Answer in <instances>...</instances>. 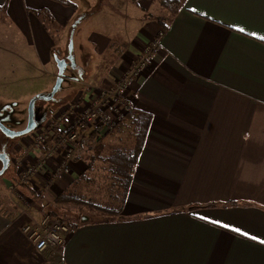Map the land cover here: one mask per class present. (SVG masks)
<instances>
[{"label": "crops", "instance_id": "crops-1", "mask_svg": "<svg viewBox=\"0 0 264 264\" xmlns=\"http://www.w3.org/2000/svg\"><path fill=\"white\" fill-rule=\"evenodd\" d=\"M68 1L0 0V52L22 60L24 79L33 81L34 68L51 66L53 51L63 52L67 20L60 13L95 0ZM105 1L110 8L130 4L139 26L115 51L108 35L84 33L99 60L94 68L83 45L73 43L79 60L73 57L77 77L68 80L75 93L66 103L86 85H112L162 31L152 60L129 87L134 112L151 121L128 191L118 214H81L63 246L42 253L22 231L36 215L14 208L11 195L0 208V264H264V0ZM96 11H74L72 18L82 14L79 24ZM98 140L83 141L69 175L47 182L42 171L33 184L18 185L17 172L0 190L13 185L15 195L34 194L32 207L47 212L51 197L83 173L85 151ZM33 150L23 146L19 160H32Z\"/></svg>", "mask_w": 264, "mask_h": 264}, {"label": "rangeland", "instance_id": "rangeland-1", "mask_svg": "<svg viewBox=\"0 0 264 264\" xmlns=\"http://www.w3.org/2000/svg\"><path fill=\"white\" fill-rule=\"evenodd\" d=\"M77 6V11L72 8L70 9L72 11L67 10L61 12L60 18L67 20V36L69 38L71 37L72 45L73 43L75 44V49H78L80 43L83 45V50L88 55L86 61L92 64L93 68L98 65L99 60L96 59L95 55H91L90 52L92 50L88 47L89 44L86 40H84V33L93 30L99 34L108 35L113 39L111 50L115 51L122 44V41L124 40L125 42L127 38L130 37L133 30L139 26L138 22L129 17L130 4H126L125 6L114 3L110 8L105 0L102 1L101 5L100 0H95L92 4H78ZM175 7V4H171L168 5L167 9L172 12ZM86 9H88V11L98 9V11L94 12L93 15H89L86 19L77 24L75 28V20L80 17V14H76L77 16L72 18L73 12L79 13ZM69 17L71 19L70 22H68ZM113 47L116 48L113 50ZM61 49L63 50L62 53L53 51L55 56H53V63L51 66H44L42 64L36 69L34 68V73L32 72L28 76L29 78L34 77L31 79L33 81L24 79L26 68L22 60L16 56L10 57V55L0 52V122L6 129L11 131L22 130L27 122L30 101L37 95L45 97L49 95L54 87L57 75L55 57L67 58L69 52L68 41ZM72 50V57L75 56V60L78 61L79 55ZM139 54H141V52ZM18 63L20 65L16 67ZM73 73L72 65L67 64L63 73L64 79L58 91L55 93V96L51 100L35 99L34 119L37 128L42 127L46 123L55 109L64 105L73 97L75 93V90L73 91L75 84L72 85V81L69 82L68 80L71 78V75L77 77V75ZM52 74H54V76H52ZM85 78L90 81L94 80L93 77L88 74ZM68 86L72 88H68L67 90L66 88ZM70 91L72 93H69ZM125 120L119 123L115 128V130H117V128L123 127L121 131H112L107 134L108 136L105 135L98 140L97 144L85 151L87 152L84 154V157H86L85 161L87 162L85 165L86 168L80 176L75 178L71 187L64 192L67 197L66 201H57L54 199V196L51 197V202H49L47 208H55L57 211L56 215L67 223L76 221L81 214H86L94 219H107L115 216L118 212L117 209L119 208L122 189L116 183L113 172L110 169L109 159L117 152H127L133 145V125L130 121H128V124H123ZM28 139H31V132L11 138L0 131V152L7 148L6 151L11 156L9 166L4 173L0 175V182H3L6 177H14L17 172L21 173L26 164L33 160V158L30 160L31 158L27 156L23 161H20L19 159L22 157L17 155L19 154V150L23 149V146H32V142L29 143L30 145H26ZM15 162H17V164H15ZM16 166H19L18 171L16 170ZM18 185H23V182L19 179ZM11 190L13 189L8 185L6 187L2 186L0 190V208L8 207L4 204H7L9 197L13 195L16 197V200L11 199L15 204L13 205L14 208H25L31 213L33 212V214L36 215V217H31L33 220H39L44 215V212H37L42 210L32 207V204H34L32 201L35 199L34 197H28L25 192H20L29 199V202L25 203L20 201L17 195L12 193ZM2 193L7 194V196H3ZM49 196L50 194H47V199L50 198ZM49 252L47 255L50 256L51 254Z\"/></svg>", "mask_w": 264, "mask_h": 264}, {"label": "built area", "instance_id": "built-area-1", "mask_svg": "<svg viewBox=\"0 0 264 264\" xmlns=\"http://www.w3.org/2000/svg\"><path fill=\"white\" fill-rule=\"evenodd\" d=\"M162 31L148 40L126 72L110 86L86 85L88 93L80 92L70 102L58 107L46 123L31 131L33 160L18 173L23 183H34V177L44 171L47 182L71 173V166L84 140L111 133L134 110L130 83L140 76L152 60L160 43ZM31 163V164H30ZM47 182L45 184H47ZM13 190L15 187L10 186ZM22 202L29 199L21 193ZM31 217L22 231L37 253L54 251L63 246L70 226L61 217L45 212L39 220Z\"/></svg>", "mask_w": 264, "mask_h": 264}, {"label": "trees", "instance_id": "trees-1", "mask_svg": "<svg viewBox=\"0 0 264 264\" xmlns=\"http://www.w3.org/2000/svg\"><path fill=\"white\" fill-rule=\"evenodd\" d=\"M56 1L61 2L63 4L70 3L68 0H56ZM70 5H73V4H70ZM127 116H129L128 119L133 125V129H134L133 145L127 152L125 151L117 152L115 153V155L111 156L109 159L110 169L113 172L116 183L122 189L121 197L123 199L125 197V194L128 191L129 184L132 179V174H131L132 169L135 166L138 156L140 154V151L143 147L144 139L147 134L150 121H151V116L149 114H144L142 112H134V110L131 113H129ZM88 138L90 139L93 137L90 136ZM32 197L35 198L34 194H32ZM66 199L67 197L65 194H62L56 197L57 201H61V200L66 201ZM47 212H49L51 215H56L57 213L55 208H49ZM67 224H69V226L72 225V223H69V222Z\"/></svg>", "mask_w": 264, "mask_h": 264}, {"label": "water", "instance_id": "water-1", "mask_svg": "<svg viewBox=\"0 0 264 264\" xmlns=\"http://www.w3.org/2000/svg\"><path fill=\"white\" fill-rule=\"evenodd\" d=\"M82 18V14L80 15V17H78V19L75 20V25L79 22V20ZM72 25V27H73ZM68 44H69V52L67 55V58H56L55 57V62L57 64V75H56V81L54 84V87L52 88L51 92L49 93L48 96H42V95H37L35 98H33L30 103H29V108H28V117H27V124L26 126L20 130V131H11L6 129L1 123H0V128L4 131V133L11 137H17L20 135H24L27 134L29 132H31L33 129H35L37 127V124L35 122L34 119V104H35V99L36 98H41L43 100H50L51 98H53V96L55 95V93L58 91L62 81H63V73H64V69L67 66L66 63V59H68V61L70 62V64H73V57L71 55V50H72V41H71V37H68ZM73 66V65H72ZM0 160L2 163V166L0 168V175H2L4 173V171L6 170V168L8 167V163H9V159L6 155L4 154H0Z\"/></svg>", "mask_w": 264, "mask_h": 264}, {"label": "flooded vegetation", "instance_id": "flooded-vegetation-1", "mask_svg": "<svg viewBox=\"0 0 264 264\" xmlns=\"http://www.w3.org/2000/svg\"><path fill=\"white\" fill-rule=\"evenodd\" d=\"M66 63L67 64H70V62L68 61V59H66ZM54 97V96H53ZM36 99H41V98H36ZM52 99V98H51ZM50 99V100H51ZM56 110V109H55ZM1 123V122H0ZM2 124V123H1ZM26 124H27V122H26ZM26 124H25V126H26ZM3 125V124H2ZM24 126V127H25ZM0 131L4 134V135H6L5 133H4V131L0 128ZM7 136V135H6ZM7 137H9V136H7ZM15 138V137H14ZM22 144V143H21ZM7 149V148H6ZM6 149H4L2 152H0V154H4V155H6L7 157H8V159H9V162H10V155L8 154V152L6 151ZM9 164V163H8ZM1 166H2V163H1V160H0V168H1Z\"/></svg>", "mask_w": 264, "mask_h": 264}, {"label": "snow or ice", "instance_id": "snow-or-ice-1", "mask_svg": "<svg viewBox=\"0 0 264 264\" xmlns=\"http://www.w3.org/2000/svg\"><path fill=\"white\" fill-rule=\"evenodd\" d=\"M241 31H243V29H241ZM236 231H240L239 229H236ZM246 234V233H245Z\"/></svg>", "mask_w": 264, "mask_h": 264}]
</instances>
